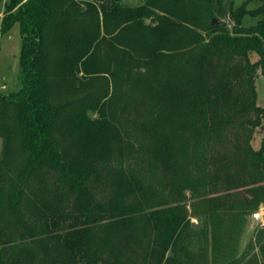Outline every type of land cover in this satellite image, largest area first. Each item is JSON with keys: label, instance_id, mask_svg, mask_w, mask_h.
<instances>
[{"label": "trees", "instance_id": "1", "mask_svg": "<svg viewBox=\"0 0 264 264\" xmlns=\"http://www.w3.org/2000/svg\"><path fill=\"white\" fill-rule=\"evenodd\" d=\"M259 1L6 3L0 38L19 24L21 87L0 92V264H178L185 192L208 186L207 59L256 52L264 65V16L242 23L264 15ZM256 155L264 167V143ZM260 250L248 264H264Z\"/></svg>", "mask_w": 264, "mask_h": 264}, {"label": "rangeland", "instance_id": "2", "mask_svg": "<svg viewBox=\"0 0 264 264\" xmlns=\"http://www.w3.org/2000/svg\"><path fill=\"white\" fill-rule=\"evenodd\" d=\"M8 1L0 3V23ZM145 1L123 0V3L139 6ZM224 3L229 12L236 11L242 4L253 12L260 1L224 0ZM263 16L249 13L242 23L254 24ZM222 20L232 24L229 15ZM21 42L18 23L0 38V92L9 93L21 87L18 78ZM207 61L210 94L208 186L196 198L191 197L190 191L185 192L189 197L186 203L190 225L184 240L186 247L178 251L180 254L175 260L178 264H229L231 259L244 257L247 264L254 258L261 262L264 167L260 166L256 152L264 143V116L259 124H254L257 117L252 105L264 107L263 61L256 52L229 59L209 56ZM252 81L256 92L254 99L250 93ZM1 151L2 139L0 155ZM205 212H209L208 217ZM256 214L260 217L258 221Z\"/></svg>", "mask_w": 264, "mask_h": 264}, {"label": "water", "instance_id": "3", "mask_svg": "<svg viewBox=\"0 0 264 264\" xmlns=\"http://www.w3.org/2000/svg\"><path fill=\"white\" fill-rule=\"evenodd\" d=\"M213 20L215 21V19H213ZM255 219H256L257 221L260 220V217H259L258 214L255 215Z\"/></svg>", "mask_w": 264, "mask_h": 264}]
</instances>
